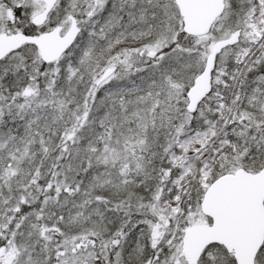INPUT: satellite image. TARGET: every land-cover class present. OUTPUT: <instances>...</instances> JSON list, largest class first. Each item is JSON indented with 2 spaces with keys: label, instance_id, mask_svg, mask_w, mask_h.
Here are the masks:
<instances>
[{
  "label": "snow or ice",
  "instance_id": "obj_1",
  "mask_svg": "<svg viewBox=\"0 0 264 264\" xmlns=\"http://www.w3.org/2000/svg\"><path fill=\"white\" fill-rule=\"evenodd\" d=\"M0 264H264V0H0Z\"/></svg>",
  "mask_w": 264,
  "mask_h": 264
}]
</instances>
